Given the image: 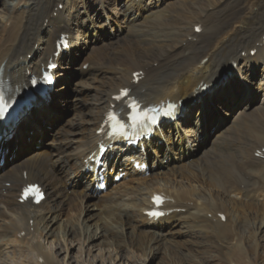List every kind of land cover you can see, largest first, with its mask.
I'll use <instances>...</instances> for the list:
<instances>
[{
  "label": "bare ground",
  "instance_id": "1",
  "mask_svg": "<svg viewBox=\"0 0 264 264\" xmlns=\"http://www.w3.org/2000/svg\"><path fill=\"white\" fill-rule=\"evenodd\" d=\"M9 1H0V80L12 93L28 87L32 75H41L62 34L68 35L70 49L57 61L54 93L29 107L0 140V159L5 163L0 166V220L9 224L0 232L1 237L13 236L18 242V236L25 233L22 242L42 260L37 264H54L52 251L45 252L35 243L38 227L54 222L64 206L76 205L80 211L75 220L78 231L72 233L80 242L101 238L97 231L91 235L83 229L93 217L90 208H98L101 220L118 229L132 224L148 227L144 232L137 228L132 241L151 252V245L170 241L166 238L170 231L165 230L176 224L185 229L184 235L196 247L197 251L186 248L188 255L203 256L207 263L218 261L215 264L258 263L259 250H264L260 244L264 241V158L257 157L264 150V108L249 113L243 107L229 129L230 142H222L219 151L198 159L196 148L207 133L206 121L237 97L243 71L262 66L264 73V0L180 1L170 3L168 12L157 15L150 12L153 4L143 5L144 0H128L130 4L84 0L82 11L72 0ZM59 5H63L62 10ZM144 13L150 14L149 25L136 29ZM122 24L135 28L134 41L110 52L94 48L79 68L80 76L90 80V85L77 91L76 121L54 132L50 151L40 149L19 160L29 149L28 143L44 138L46 129L56 122L55 108L68 84L67 73L84 52L83 45L102 43L121 31ZM197 27L202 29L199 34ZM252 51H256L253 56ZM83 65H89L87 71ZM229 72L238 78L219 83ZM135 73L143 75L139 83L134 82ZM260 81L263 84L264 76ZM244 85L249 87L250 82ZM205 87L209 89L206 93L202 91ZM126 88L144 106L164 102H181L182 106L176 121L163 123L162 132L145 145V153L117 147L114 161L107 155L109 188L99 194L96 175L87 171L86 160L104 139L106 113L113 105L123 104L114 97ZM260 89L264 97V88ZM194 101L197 106H193ZM134 159L148 161V178L135 169ZM121 173H125L124 183H114L113 176ZM32 183L46 191V200L38 207L19 202L21 189ZM154 193L170 199L164 209L172 212L158 221L144 214L151 208ZM181 210L185 214L177 213ZM66 236L61 234V239ZM63 245L65 250L71 246L67 242ZM207 252L217 255L206 257Z\"/></svg>",
  "mask_w": 264,
  "mask_h": 264
},
{
  "label": "rangeland",
  "instance_id": "2",
  "mask_svg": "<svg viewBox=\"0 0 264 264\" xmlns=\"http://www.w3.org/2000/svg\"><path fill=\"white\" fill-rule=\"evenodd\" d=\"M0 1H2L3 3L10 2L9 0H4V1L0 0ZM72 1L77 5V10L82 11V8H83L82 2L84 0H72ZM139 1L140 0H137V2ZM180 1L187 2L189 0H151V1L144 0L143 5L151 6V4H153L150 7V12H153L152 13L153 15H157L165 11L166 9H168V5L170 6L172 3H178ZM121 2L126 4L128 0H121ZM130 3L131 2H128V4ZM154 5L157 6V8H155ZM0 9H1V4H0ZM124 10H125V7L122 6L120 13L123 14ZM90 11L92 15L95 14V9L90 10ZM150 18H151L150 14L147 15V13L146 14L144 13L143 17H141L140 21L137 23L136 29L139 26L141 27L142 25H149L148 22L150 21ZM134 30L135 28L133 29L127 26L126 24H122L121 31L116 32L117 34L112 33L102 43L94 42L91 44L89 42L88 44L89 47L87 44L83 45L84 52H82V54L77 58V60L73 64V68L67 73L66 77H67L68 84L66 86L64 94L61 97V101H60L61 103L57 104L58 105L57 110L55 108L56 122L54 123L52 127L46 129V134L44 138L37 139L36 141H33V142L30 141L28 143L29 149L26 150L24 153H22L19 160L26 158L31 153L37 152L40 149H43L44 151H47V150L50 151L51 141H52L51 138H53L52 136L54 132L64 127H67L69 124L76 121L75 119H76V115L78 114V107L80 103L77 98L78 96L77 91L81 89L83 86L90 85V80H87L86 77L80 76L79 68L81 64L87 62V59L89 58V55L91 54V50H93L94 48L97 49L100 47H101L100 49H103V51L106 50L108 52L112 50L122 49L123 47L127 46L128 44L134 41V37H135L133 33ZM86 47L88 50H86ZM30 56H31L30 57L31 59L32 55ZM111 57L113 58V55H111ZM88 66L89 65H86V66L83 65L84 71H87ZM263 76H264V73L262 70V66L257 67L256 69L250 72H247V70L243 71V75L241 76L240 80L238 81V85H237V91H236L237 97L234 100L231 99L230 101L226 102L223 107L217 109L212 115L213 116L212 120L208 119L206 121L208 125L207 133L205 136L201 137L200 147L196 148L197 153H198V156L196 158L200 159V158H203L204 155L209 154L212 151H219L222 147L221 146L222 142H225L227 140L228 142H230V137L228 133L229 129L230 127H232L234 121L239 118L238 114L239 112L243 110V107L248 108L249 113L255 112L258 109L260 111L264 108V97H263L262 90L260 89V88H264V81H263V84H261V81H260L263 78ZM237 78L238 77L234 73H232L230 74L229 81L236 80ZM245 81L250 82L249 87L245 88V85H244ZM193 103H194L193 106L197 104L196 102H193ZM192 117L193 118L195 117V113L193 114ZM250 144L252 145V143ZM152 158H154V154ZM121 159L122 161H124V156ZM151 163H152V159H151ZM122 183H124V180ZM159 183L162 185L164 184V182L162 181H159ZM178 183H182V181H178ZM182 184L186 185V183L184 184V182ZM9 186L10 184H7V187ZM99 211L100 210H98V208H90L88 212L91 213L93 217L90 221L85 222L86 225H84L83 229L87 230L88 234H91V235H93L94 232L97 231V235H99L98 237L102 235L101 238H98L92 242L87 241L86 243H84L83 241L82 242L79 241V237H77L78 235H74L72 233V230L78 231V225L75 223V220H77L78 214L80 211H79V207H76L75 205V206H69V207L64 206L62 208V211L60 212V215L57 217V219L54 222L52 223L49 222L46 225L41 224L37 230L38 234L36 233V235H38L39 237L35 235L36 236L35 243L40 244L43 247V250L45 252H47V250L52 251V255H53L52 257H54V259L56 260V263L54 264H164V263L173 264L172 262H170V260H173L176 262L182 261L183 264H198V263L199 264H215V263H218V261H215V262L211 261L207 263L203 259V256H195L191 254L188 255V253L190 252L186 250V248H189L190 250L193 248V250L195 251L197 250H196V247L194 248L192 244L189 243V241L191 240L188 236L184 235L185 229L183 230L181 225L175 224L171 229L165 230V232L170 231V234L166 235L167 240L168 241L170 240V241L167 242L166 244H161L163 247L161 245H151L152 246L151 248L153 249V252H151L147 246H144V245L141 246V245H138V243H135L132 241L136 238L134 237L135 236L134 234H136L137 228H139V231L144 232V231H149L148 227H145V226L137 227L136 224H132V225H128L127 227L123 229L119 228L121 230L120 231L115 226H111L110 223H106L103 220H101ZM71 213H74V215H72ZM177 213L185 214V211L181 210V211H178ZM209 218L211 219V215L209 216ZM71 219L74 222L71 221ZM32 222L33 221H31L30 223L31 227H33L34 225ZM99 225L100 227H96ZM7 226H9L8 220H0V232H2V230L6 228ZM105 227L107 228V231ZM60 229H63V230L60 231ZM65 229L68 231H66ZM32 230H34V228H32ZM101 232L103 233L100 234ZM64 233L65 235L67 234V236L65 237V239H61V234L63 236ZM122 233H124L125 235ZM248 235H249L248 232H246L245 238H247ZM23 238H24V234L18 237L17 240L19 241L17 242L15 240V237L13 236H8L4 238V237H1V234H0V264H37L38 259L36 257V254L32 253L28 249V247L25 246V244L22 242ZM64 242H67L69 245H71L69 246V248H67V250H65L64 248V245H63ZM260 244L264 245V241L262 240ZM146 253H147V256H146ZM173 253H175L176 255ZM205 255L206 257H210L211 255L216 256L217 254L214 252H211V253L207 252ZM259 255H260L259 260L257 261L258 263L256 264H262V262L264 261L263 260L264 250L262 251L259 250ZM174 256L179 257V259L177 260V258H175ZM169 257L172 259H170ZM225 264H228V263H225Z\"/></svg>",
  "mask_w": 264,
  "mask_h": 264
},
{
  "label": "snow or ice",
  "instance_id": "3",
  "mask_svg": "<svg viewBox=\"0 0 264 264\" xmlns=\"http://www.w3.org/2000/svg\"><path fill=\"white\" fill-rule=\"evenodd\" d=\"M62 43H64L65 46H67L65 41H62ZM50 67H54V65H50ZM134 75H138V74H134ZM44 80L50 81L51 77L47 73H45ZM128 91L129 90H127V89H122L120 95L116 96L114 99L120 100L123 97H126L128 95ZM127 105L132 110V115L130 117L131 122H132L131 123L132 128H141L142 129V128L147 127L149 124L158 123V121L155 119L154 116H151L148 114L149 112L154 111V109H147L146 110V109L142 108L141 105L139 104V102L136 101L134 98L129 100L127 102ZM10 107H11L10 99L6 98L4 92L2 90H0V118H2L7 113V111L9 110ZM166 107L169 110L164 112V116L174 117L176 105L169 103ZM108 119L110 121L112 119H114V116L111 112L108 114ZM120 127H121V129H125V131L122 132V134H121L122 136H125L126 131H127V126L125 124H120ZM30 197L32 199H35L37 203L40 201V199L43 198V194L40 192L39 187L37 185H29L24 189L23 198L28 199ZM152 200H153V203L157 206V209L164 202V198L162 196H159V195L153 196ZM148 214L152 215V216L163 215V213L158 211V210H153L152 212H150Z\"/></svg>",
  "mask_w": 264,
  "mask_h": 264
}]
</instances>
